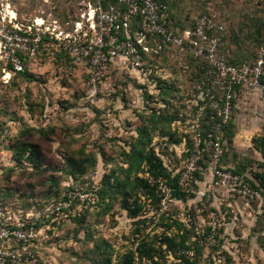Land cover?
Segmentation results:
<instances>
[{
    "label": "rangeland",
    "instance_id": "374dc122",
    "mask_svg": "<svg viewBox=\"0 0 264 264\" xmlns=\"http://www.w3.org/2000/svg\"><path fill=\"white\" fill-rule=\"evenodd\" d=\"M9 1L25 19L38 15L42 9L50 10V4L58 13L56 5L68 2ZM62 10H65L63 5L59 11ZM204 11L214 14L230 33L236 62L252 59L255 50L264 43V4L257 5L252 0H172L168 25L175 30L190 27ZM53 52L47 57L40 48L33 59L24 62L27 72L33 75L30 82L17 76L7 85L0 83V125H6L3 127L9 132L6 146L0 150V209L16 212L29 204H43L60 196L69 181L65 174L69 169L68 159L75 160L86 172L85 184L93 182V178L96 182L101 175L103 178L112 174L119 180L125 178L130 166L126 156L133 149H142L137 142L142 128H147L145 140L150 136L156 153L172 174L171 180L185 170L194 150L193 134L178 124L169 127L164 121L151 122V110L162 108L156 103L161 99L154 92L153 99L143 103L139 93L145 79L141 83L139 78L136 83L120 69L121 66L113 65L94 93L88 72L63 54L59 56L60 47H54ZM179 58L178 54L167 52L163 47L159 55L153 54L151 59L153 64L164 68L163 77L175 86L184 78H194L192 73L182 71L180 65L184 58ZM164 96L169 99L173 96L171 108L179 109L176 92ZM236 110L231 137L243 130L251 132L245 139L251 142L248 153L245 151L248 156L243 155L244 152H227L224 141L219 163L222 171L240 177L241 183L248 186V194L243 193L239 184L216 186V179L208 168H203L202 173L195 174L188 183L186 191H180L183 198L173 195V182L168 181L171 189L168 200L164 204L154 202L148 211L145 207L139 218H132L123 208L122 193L111 185H103L104 199L81 220L42 230L40 241L30 248L37 262L120 264L127 252L135 251L136 245L148 244L157 252L164 248L163 236L176 233L179 236L175 240L179 242L185 228L186 242L196 248L190 249L195 253L193 262L196 264H264V187L257 176L264 172L259 157V139L264 138V106L256 104L242 110L245 119L237 115L240 122L235 118ZM188 119L192 117L189 115ZM173 126L179 135L189 137L190 149L185 138L176 145L165 137L167 143L164 145L160 136H168ZM19 143L33 147L34 163L15 166L9 149ZM208 159L206 157L204 162ZM132 163V180L134 176L148 177L144 164ZM133 187L137 186H127L126 192H131ZM136 192L130 203L135 199L141 204L144 200L148 202L140 188ZM169 224L171 229H167ZM181 252L182 249L172 254L155 253L154 257L159 264H179ZM108 257H111L110 263ZM134 262H137L136 257ZM141 264L150 262L143 260Z\"/></svg>",
    "mask_w": 264,
    "mask_h": 264
},
{
    "label": "built area",
    "instance_id": "2783aa9c",
    "mask_svg": "<svg viewBox=\"0 0 264 264\" xmlns=\"http://www.w3.org/2000/svg\"><path fill=\"white\" fill-rule=\"evenodd\" d=\"M43 1L49 4V0ZM253 2L264 4V0ZM73 4L74 11L61 22L54 16L52 4L50 10L42 9L25 19L9 0H0V83L7 85L12 77L27 72L24 62L33 59L40 48L51 57L53 48L60 47L88 72L95 93L110 66L119 65L129 77L139 78L143 56L158 53L159 41L169 49L177 48L181 54L192 55L203 63L201 68L205 70V80L192 83L187 92L192 104L187 113L192 120L178 123L192 132L194 147L180 174L179 190L185 192L194 175L208 168L216 186L239 184L248 194V186L241 183L239 176L221 170L220 135L233 119L240 91L257 94L264 104V46L257 50L252 62L236 66L228 62L227 31L214 14H205L194 28L173 34L165 26L164 0H73ZM206 109L216 113L207 119ZM203 123L214 126L208 129ZM4 143L5 134L0 131V150ZM260 154L264 161V143ZM206 157L208 162H204ZM151 184L156 186L160 204H164L171 196L167 181L152 179ZM85 190H69L65 202L47 204L23 215L0 210V264H38L31 246L40 241L42 230L71 221L83 207L95 203L96 196ZM147 208L148 211L150 205ZM194 254L190 249L181 252L190 262Z\"/></svg>",
    "mask_w": 264,
    "mask_h": 264
},
{
    "label": "trees",
    "instance_id": "16d2710c",
    "mask_svg": "<svg viewBox=\"0 0 264 264\" xmlns=\"http://www.w3.org/2000/svg\"><path fill=\"white\" fill-rule=\"evenodd\" d=\"M172 0H164V3L167 5V10H166V14L168 15V11L170 8V3ZM253 2V0H252ZM54 4V3H53ZM63 5V7H65V10H62V12H60V6ZM61 5H56L58 13L56 12V9L54 10V16L59 20V21H65L68 19V14H72V12L74 11V4H73V0H68V2L61 4ZM213 15L210 12H205L200 14L197 18H195L193 24L190 27H185V28H181L179 30H175L172 27H170V25H168L167 22V18L165 20V26L167 27V29L172 32L173 34H178L179 32L185 30V29H192L196 26L197 20L203 16V15ZM135 28V27H134ZM226 40H227V48H228V62L230 64L236 65V66H240L244 63H250L254 60L257 50L261 47L264 46V43L260 44L258 46V48L255 50L254 55L252 56V59L250 60H245L242 62H236L232 53H233V46L231 45L230 41H231V35L229 32H226ZM161 44V49L158 51V53H150L149 55H144L143 56V60H142V68L140 70V73L138 76L140 78V82L142 83L143 79H145V83L143 82L142 84H140L141 87V91H140V98L143 101H147V100H151L154 97V94H159L158 97H160V101H157L156 103L160 104L162 108H159L158 110H151L152 113L151 115V122L153 121H164L166 122L169 127L172 125H176L178 123H183L187 121L188 115L186 113L188 105H192L191 104V100L187 97V92L188 89L191 87L190 85L194 82L197 83H202L205 80V70L201 68L202 65H204L203 63H201L199 60L195 59L192 55L189 54H181V52L177 49V48H167L164 44H162L160 41L158 42ZM165 48L167 52H175L176 54H178V56H180V60H182V58H184V61L182 60L183 63H181L180 67L182 68V71L184 73H192V75L194 76V78H184L181 80V84H179L178 86H175L172 83L171 80H167L166 78L163 77V70L164 68H162L159 64H153L152 63V57L153 54L154 55H159V52L162 50V48ZM62 53H59V56H62L60 54H63L66 58H70L72 60V62L75 64L74 59L69 56L68 54H66L65 52H63V50L61 49ZM58 55V53H57ZM77 66V65H76ZM115 66H117L115 64ZM78 67V66H77ZM146 75V77H143V75ZM17 76L22 77L25 81L30 82V80L33 78L32 74H29L28 72H24V73H20ZM14 76V77H17ZM129 77V75H128ZM139 78H131L129 77V79H131L132 81L136 82L139 80ZM155 83V84H154ZM155 87V88H154ZM149 89H152V91H150ZM176 92V96L177 99L180 101L179 104V109H176L174 107L171 108V99H173V96L171 99L166 98L164 96V94H168L170 92ZM156 92V93H154ZM145 98V100H144ZM147 99V100H146ZM185 110V112H184ZM195 110H197V108H195ZM167 111V112H164ZM206 113H207V119L210 118V116L212 114H215L216 112L212 111L211 109H206ZM219 121H216V123H218ZM215 123V124H216ZM4 127L6 125H3ZM2 125H0V131L3 132L5 134V143L4 146H6L7 141L9 139V132L8 129L4 128ZM203 126L205 128L210 129L211 127L214 126V123L207 126L206 123H203ZM7 127V126H6ZM9 127V126H8ZM10 128V127H9ZM232 129H233V123L232 121L229 122L223 129L221 132L222 135V141L226 144V147H230L231 143H232ZM146 132H147V128H142V130L140 132H138L139 134V138L138 141L139 145H142V149H133L132 152H130V154H128L126 156V161L127 163H129V169L125 172L126 173V177L119 180L118 178L114 177V174H112L111 176H104V178L102 177V175L100 176V178L94 182V179H92L93 182H87L86 183V172L82 169H80V167H78V165L76 164L75 160L73 159H68L67 160V165L69 166V169H66L65 174L69 177V181L68 183L65 184V189L64 192H62V194H60V196H57L56 198H53L52 200H49L46 203L43 204H38V203H32L29 204L28 206L22 208V209H18L16 210V212H13L11 210H7V209H0V210H4V211H8L15 215H23L26 212L30 211V210H34V209H40L42 208L44 205L47 204H57V203H63L67 200V196L66 194L68 193L69 190H72L74 188H83V187H87L86 188V192L87 193H93L96 196V201L94 204L88 206V207H83L82 211L80 212L79 216H75L72 220H81L84 217V214L86 212H89L90 210H92L93 208H95L97 205H99L101 203V201L104 199V194H105V190L103 191V185H111L113 188H117L123 195V208L128 212L129 216L132 218H139L141 214H143L145 207H147L148 205L153 204L154 202L156 203L157 201L159 202L160 200L158 199L157 195H156V186L151 184V180L152 179H158V178H162L165 179L167 181V183L169 184L173 182L172 184V188L174 189V193L173 195L176 198H183L184 194L180 192L179 188H178V181H179V177L180 174H177L176 176H174V178L171 180V173L168 171V168L166 167V165L163 162V159L161 158V156L156 153L154 147L152 146V140L149 136L148 140L147 136H146ZM174 136H177L178 138H174ZM165 137H167L168 141L170 143H174L176 145L181 144L183 139L185 138L187 141V148H191V140L188 138H186L184 135H179L178 132L176 131L175 127L173 126L172 128V132L166 136V135H162L160 136V139H165ZM144 140V141H143ZM165 141V140H164ZM166 141L164 142V145L166 146ZM264 143V138L259 139V144L262 147ZM9 150L12 151V160L15 164V166L21 165L23 162H30V163H34L35 159H34V149L31 145L29 144H25V143H19L17 144L16 147H11ZM132 161H138L139 166L141 164H144L145 166V170L144 173L148 175L147 178H139L138 176H134L133 180L131 179V175H132ZM263 165H264V161H263ZM234 173H238L237 171H234ZM197 176V174H196ZM260 178V185L264 187V172L261 174V176L257 175ZM152 178V179H151ZM113 179V181H112ZM78 180V181H77ZM104 180V181H103ZM169 181V182H168ZM79 183V184H77ZM130 184H135V186L137 187H133L130 188L131 192H126V187L129 186ZM141 189L144 192V196L146 197L147 201L145 200L143 201V203L141 204L140 202H138V199H135L133 202H129L132 194L137 195L136 189ZM51 201V202H50ZM178 225V224H177ZM172 225H167V229H171ZM179 229H181V227H178ZM188 229V228H187ZM185 233H181L180 234V241L176 242V237L179 236V234H175L173 236H166L164 235L162 238V244L164 248H159L158 250H156L157 252H155L154 248H152L151 246H149L148 244H139L136 246L135 251H129L125 254L124 256V260L121 261L120 264H141V262L143 260L149 261L150 264H159L154 257L155 253H162L164 254L165 252L167 253H175V250H187V249H193L194 247L192 246V244H188L186 241V229L184 228ZM196 249V248H194ZM135 257L137 262L135 263ZM111 257H108V263L111 262ZM182 262H184L183 264H196V261L194 262H190L189 260H187L183 255H182V260L179 264H182ZM39 264V263H38Z\"/></svg>",
    "mask_w": 264,
    "mask_h": 264
},
{
    "label": "crops",
    "instance_id": "0c3cea01",
    "mask_svg": "<svg viewBox=\"0 0 264 264\" xmlns=\"http://www.w3.org/2000/svg\"><path fill=\"white\" fill-rule=\"evenodd\" d=\"M256 104L264 106V104L260 101L257 94H255V93H244V92L240 91L239 95L237 97L236 104H235V109H237L235 112L236 113L235 118H237V121H239V122L241 121L240 118L237 117V115H239L242 119H245V117H244L245 114H242V110L246 111L247 107L251 108V106L256 105ZM237 111H238V113H237ZM235 118H234V120H235ZM240 130H243V129H240ZM241 132L242 133H237L236 136L232 138V143H231L229 148L226 147V150H227V152L228 151H231V152L235 151V153H237V154H239L240 152H242V153L244 152L243 155L248 156L247 153H248V150L251 146V142L249 140V143H248L245 139H246V137L249 136V134L251 132L249 130H245V131L243 130ZM240 138H242V139L244 138V139L242 140ZM260 152H261V150H260ZM260 152H259V157L262 161V157H261ZM254 153L258 155V153L256 151H254Z\"/></svg>",
    "mask_w": 264,
    "mask_h": 264
}]
</instances>
